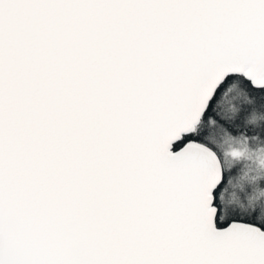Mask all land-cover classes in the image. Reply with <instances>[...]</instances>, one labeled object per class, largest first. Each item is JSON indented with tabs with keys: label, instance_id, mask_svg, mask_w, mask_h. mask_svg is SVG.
Listing matches in <instances>:
<instances>
[{
	"label": "snow or ice",
	"instance_id": "snow-or-ice-1",
	"mask_svg": "<svg viewBox=\"0 0 264 264\" xmlns=\"http://www.w3.org/2000/svg\"><path fill=\"white\" fill-rule=\"evenodd\" d=\"M0 264H264V0H0Z\"/></svg>",
	"mask_w": 264,
	"mask_h": 264
}]
</instances>
